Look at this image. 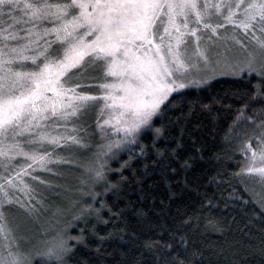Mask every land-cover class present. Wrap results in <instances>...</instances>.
<instances>
[{
  "label": "snow or ice",
  "instance_id": "obj_1",
  "mask_svg": "<svg viewBox=\"0 0 264 264\" xmlns=\"http://www.w3.org/2000/svg\"><path fill=\"white\" fill-rule=\"evenodd\" d=\"M237 33L248 42L236 39ZM245 74L256 77L255 91L225 139L235 142L233 155L240 156L232 175L251 177L260 186L259 192L245 188L244 194L264 219V0H0V264H65L84 240L82 234L68 235L69 223L45 229L40 247L28 248L29 239L17 234L5 209L17 205L29 216L38 213L36 186L60 187L54 181L63 178L61 169L74 166L85 177L76 190L79 199L71 210L55 213L63 219L79 205L73 222L99 216L105 204L94 208L87 201L100 199L99 187L119 191L128 181L123 172L134 163L151 161L143 164V175L151 169L167 180L177 172L172 164L179 162L196 104L188 101L187 113L164 121L175 109V96L216 77ZM251 104L260 107L249 114ZM92 116L102 142L84 165L77 153L91 148L86 141L94 134L84 133ZM170 125H180L179 136L158 146ZM123 155L128 159L121 162ZM190 159L181 167H190ZM194 220L199 228L202 217L190 216L171 239ZM218 223L203 227L223 233ZM144 246L160 247L153 241ZM164 249L171 256L167 264H202V253L189 252L183 234ZM259 255L264 258V241Z\"/></svg>",
  "mask_w": 264,
  "mask_h": 264
},
{
  "label": "trees",
  "instance_id": "obj_2",
  "mask_svg": "<svg viewBox=\"0 0 264 264\" xmlns=\"http://www.w3.org/2000/svg\"><path fill=\"white\" fill-rule=\"evenodd\" d=\"M256 82L255 76L249 78L247 74L237 78L220 77L203 87L181 90L183 97L175 96V109L167 113L164 121H174L182 112L187 113L188 101L196 104L186 123L179 162L172 164L177 172L169 173L167 180L151 169L150 175H143V164L151 161L134 163L132 169L140 171L135 175L132 169L124 171L128 181L120 186L119 191L104 192L103 187H99L96 191L102 194L100 199L87 201L93 203L94 208L105 204L99 216L93 213L86 222H73L71 215L79 213L80 206L77 205L71 215L61 219L59 227L54 216L47 217L53 229L72 223L68 235L82 234L84 237L65 264H167L171 256L164 245L176 244L182 234L189 242V252L196 249L202 253V264H264V258L259 255L264 241L262 210L247 202L250 197L244 194L245 188L260 190L250 186L249 177L232 175L237 171L236 161L240 156L233 155L235 142L229 144L225 139L228 126L255 91L252 85ZM203 105L209 107L204 109ZM258 107L259 104H251L248 113ZM184 124L181 120V125ZM169 127L164 142L158 146L163 147L168 140L179 136L180 125ZM93 134L96 142L95 132ZM169 147H175V144H169ZM90 157L83 156L79 161L88 163ZM188 157H192L188 161L190 167H181ZM126 159L128 156L123 155L121 162ZM111 167L119 168V163H112ZM64 171L66 179L73 178L74 181L68 185L77 190L82 169L64 168ZM74 196L73 201L79 199L77 193ZM72 202L65 201L62 207L71 210ZM121 210L122 214H119ZM190 216L202 217L201 226L195 227L194 220L193 225L176 233L177 240L171 239L177 226ZM208 222H219L217 227H222L224 232L205 229L203 224ZM81 229L87 230L81 233ZM32 233L33 239L43 237L39 231ZM147 241L158 242L160 247L148 249L144 246ZM194 259L201 260V256Z\"/></svg>",
  "mask_w": 264,
  "mask_h": 264
},
{
  "label": "rangeland",
  "instance_id": "obj_3",
  "mask_svg": "<svg viewBox=\"0 0 264 264\" xmlns=\"http://www.w3.org/2000/svg\"><path fill=\"white\" fill-rule=\"evenodd\" d=\"M228 35H229V37H231V29H229ZM236 39L248 42V38L244 37L241 33L236 34ZM228 45L235 47V43L231 39H229ZM225 77L237 78V77H233V76H225ZM217 78H220V77H216L215 79H217ZM213 80H210L209 82H211ZM207 84H205V85H207ZM205 85H202L200 87H203ZM200 87L193 86L191 88H200ZM88 125L89 126L87 127L86 132L84 134L88 137H93V132H95L96 142L93 141L94 138L88 139L86 142L91 145L92 150H91V148H90L91 151L81 149L77 153V159L78 160H79V158H81L83 156L91 155V157L89 159V161H90L92 158V152L95 151V145L97 143L102 142L99 139V132L95 129V116H92L88 120ZM89 161H87V162H89ZM82 164L87 165L88 163H82ZM72 168H77V167L74 166ZM61 171H63V173H65L64 168L61 169ZM81 172H82L81 173L82 174L81 179H83V178H85L83 175V170ZM249 181H250V186L253 185L252 187H254L255 190H261L259 184L257 183V181L255 179L249 177ZM73 182H74L73 178H71L69 180V179H66V177L64 175L63 178L54 181L55 184L60 185V187H58V188L51 189V188H46L43 185L36 186L37 187V193H38V195L36 196V199L41 200L42 203L38 206L39 212L34 213L31 216L27 215L24 212V210L21 209L17 205H13L11 208L5 209V211L8 214L11 225L13 226V228H15L17 230V234L20 236L27 237L29 239V243L26 245V247H28V248L37 247L38 248V247H40L41 241L47 239V237H45L43 235L44 230L45 229H49V230L53 229L51 227V225L48 224L47 217L54 216L56 221L59 219L60 223L59 224H57L56 222L55 223L57 224V227L60 226L61 218L59 216L55 215V213H56L58 208L64 209L62 207L63 202L67 201V202L71 203L75 199L74 195L77 193L76 189H75V187H70L68 185L69 183H73ZM258 187H259V189H258ZM72 215H71V217H72ZM56 230H59V229L57 228ZM33 231H39V233L41 235H43V237H41V239H33V233H32ZM37 263L40 264L39 261ZM52 264H54V262H52Z\"/></svg>",
  "mask_w": 264,
  "mask_h": 264
}]
</instances>
